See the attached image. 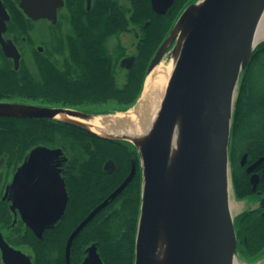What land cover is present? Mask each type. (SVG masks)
Here are the masks:
<instances>
[{
    "label": "water",
    "instance_id": "obj_1",
    "mask_svg": "<svg viewBox=\"0 0 264 264\" xmlns=\"http://www.w3.org/2000/svg\"><path fill=\"white\" fill-rule=\"evenodd\" d=\"M20 1L30 17L54 21L62 4L61 0ZM152 5L155 11L164 13L170 3L162 6L161 0H152ZM263 16L264 0H198L183 11L148 69L149 74L159 65L165 46L176 42L171 52L175 65L161 108L152 128L138 142L99 134L74 119L92 121L112 114L0 102V116L61 121L100 138L130 141L137 147L144 180L135 264H236L238 237L231 204L232 130L243 73L257 47L264 42V39L255 42ZM1 42L5 55L19 69V51L11 41L1 39ZM176 130L179 140L173 151ZM61 154V149L35 148L26 158L18 180L45 182L51 177L53 183L60 181L59 202L64 214L69 196L54 165ZM246 160L244 154L241 164ZM262 160L249 165L247 173H252ZM132 175L133 172L110 198L128 185ZM258 181L259 176L253 174L254 190ZM107 203L108 200L97 207L71 234L68 253L77 234ZM48 206L49 203L44 204L41 210H47ZM260 206L264 208V198ZM23 218L42 236L44 228L60 215L27 209ZM88 251L84 264H103L95 246ZM6 262L15 264L10 258Z\"/></svg>",
    "mask_w": 264,
    "mask_h": 264
},
{
    "label": "trees",
    "instance_id": "obj_2",
    "mask_svg": "<svg viewBox=\"0 0 264 264\" xmlns=\"http://www.w3.org/2000/svg\"><path fill=\"white\" fill-rule=\"evenodd\" d=\"M132 7L133 18H152L149 4L146 0H136ZM185 0H179L174 8L167 28L175 19L176 13H181ZM83 16H95L88 20V26L76 31L81 38L76 40V54L71 56L65 67L57 60H37L38 76L30 74L25 63L20 70L3 61L0 68V100H20L26 102H43L49 105L88 108L94 113H110L126 111L133 107L143 92L147 69L152 51L141 52L137 56L136 65L125 74L124 83L118 82V57L108 53L106 41L109 35L126 31L128 27L127 11L116 4L103 3L92 13ZM165 19L157 17L151 26V37L157 35ZM61 49V47H60ZM264 42L255 50L241 79L238 97L235 104L231 161L236 197L239 200L247 198L260 199L252 191L249 174L241 166V158L248 154V162L263 160L259 164L261 182L258 190L264 191ZM261 65L259 75L254 74V67ZM259 65V66H260ZM25 121L18 124L17 121ZM0 155L7 148L18 142V138L34 139V143L65 145L69 159L88 161L82 167L83 178L71 179L76 189V199L72 210L68 212V234L89 212L91 207L105 194L112 191L123 180L127 171L128 159L126 149L122 146L127 141H116L100 138L75 125L47 119H16L0 117ZM17 129H21L17 131ZM3 149V150H1ZM107 158L118 161L119 168L105 179L101 173L103 162ZM69 163V169L75 168ZM126 169V171H125ZM108 176V175H107ZM133 186H130L131 190ZM126 192V191H125ZM127 193L129 191L127 190ZM113 219L119 217L118 212ZM91 223L85 236H99V250L105 264H134L135 231L130 236H123L120 230H114L116 225L111 220ZM115 222V221H114ZM239 240L238 256L246 262L253 263L264 258V210L249 209L235 218ZM79 238L77 239V241ZM76 241V242H77Z\"/></svg>",
    "mask_w": 264,
    "mask_h": 264
},
{
    "label": "flooded vegetation",
    "instance_id": "obj_3",
    "mask_svg": "<svg viewBox=\"0 0 264 264\" xmlns=\"http://www.w3.org/2000/svg\"><path fill=\"white\" fill-rule=\"evenodd\" d=\"M146 1L149 4V11L153 15L151 19L132 17L133 12L131 9L135 3L137 4L136 0H61L62 4L57 9V17L56 21H54L48 18L34 19L30 17L21 8L20 0H0V68L3 66L2 62L6 61L7 65H12V68L15 69L14 60L7 57L4 53L1 39L5 42L11 41L19 51L21 60L18 70L21 69L23 63H27L25 61L27 56L30 57L33 64L32 66L28 64L26 66L30 74L35 77L38 76V59L57 60L65 67L67 62L71 59V56L76 54V40L81 38L79 34L78 37H76V31L78 32L84 29L85 26L87 27L90 18H96L95 16H83V13H92L94 10L96 11L100 5L107 2L124 8L128 14L126 17V20L129 22L127 30L121 31L118 34L113 33L109 35L106 41L108 53L114 57H118L117 69L122 73L118 77L119 79L124 77L125 80V74L137 63V56L141 54V52L147 50L152 51L155 48L149 62V66L151 65L154 57L171 34L181 14L176 13L174 21L163 35L179 0H161L162 6L170 3L164 13H158L153 9L152 0ZM192 2H195V0H185L184 8ZM4 9L6 14L4 13ZM157 17L164 18L165 23H163L157 35L151 37V31L154 28V26H151V22H154ZM41 22L46 24V29L43 32L41 31L43 29H40L38 26V23ZM35 30L38 35L37 42L32 37V33H35ZM172 48L173 44L171 46H165L164 53H170ZM127 59L130 60L123 64ZM0 101L50 106L43 102H26L20 100ZM73 109L90 114L94 113L88 108ZM17 123L25 124V121L18 120ZM19 130L17 129V131ZM2 131L3 129H0V133ZM42 146L62 150V154L59 156V159L54 162V165L56 166V171H58L61 176L60 179L65 183L66 192L69 196L64 214H61L62 203L61 201L59 202V197L61 195L60 181L58 183H53L50 181L51 177L45 182H27L25 179L18 180L19 174L23 173V165L26 158L35 148ZM122 146L126 149V153L122 152L121 155L126 154V157L129 158L126 168L127 171L125 169L126 175L124 180L117 187L113 188L112 191L101 197L97 203L91 207L86 216L73 227L69 234L68 212L72 210L76 199L75 185L69 180V176L71 175V179H74L77 184L78 180L83 178L81 167L88 161H84L83 159L71 161L65 145L42 142L34 143V139L32 138L28 139V142H25V138H18V142L12 146V149L7 148L5 153L0 155V264H7L6 261L9 258L15 264H29V260L32 264H84L89 256L88 250L92 246L96 247L97 253L103 264H105L99 250V236H85L87 243H84L82 238L83 235L86 234H84V231L86 232L87 227L91 223L100 224V222L104 220H109L112 215V217H114V214L117 212L119 214L117 219L112 220L111 217L113 223L116 224L113 229L120 230L122 236L126 232H128L129 236L131 232H136L134 238L135 253L136 235L141 212L143 170L136 147L132 143H124ZM65 158L66 160H64ZM70 162L76 165L75 168L69 169ZM254 162L256 161L248 162L247 156V160L242 167H244L247 172L248 166ZM117 168H119L118 161L113 158H107L103 162L100 171L103 176L105 175V179H107L111 177ZM36 171L42 173V170L39 168H37ZM132 172V179L128 185L117 196L110 198ZM248 174L250 183L253 174L259 176V181L255 190L252 183L251 185L252 191L258 196H261V200L264 197V191L258 190V186L261 182L259 165L252 173ZM130 186H133L131 190L129 189ZM127 190L129 193H127ZM107 200L108 203L106 206L100 209L74 238L70 247V252L68 253V241L71 234L97 207ZM46 203H49L47 210H41ZM260 207L259 205L256 208ZM27 209L33 212H45L52 216L60 215V218H57L53 223L46 226L42 236H39L23 218V212ZM78 238L79 240L77 241Z\"/></svg>",
    "mask_w": 264,
    "mask_h": 264
},
{
    "label": "bare ground",
    "instance_id": "obj_4",
    "mask_svg": "<svg viewBox=\"0 0 264 264\" xmlns=\"http://www.w3.org/2000/svg\"><path fill=\"white\" fill-rule=\"evenodd\" d=\"M262 39H264V16L255 32V42L257 43ZM174 65L175 58L171 59L166 65L161 63L148 74L144 92L136 110L105 117L98 116L92 121H87L83 118L74 119L87 124L91 130L99 134L128 137L138 142L142 138V135L152 128L157 118ZM178 138L179 133L176 130L173 137V151L178 146ZM162 252L163 250L161 249V254Z\"/></svg>",
    "mask_w": 264,
    "mask_h": 264
},
{
    "label": "rangeland",
    "instance_id": "obj_5",
    "mask_svg": "<svg viewBox=\"0 0 264 264\" xmlns=\"http://www.w3.org/2000/svg\"><path fill=\"white\" fill-rule=\"evenodd\" d=\"M38 26L40 29H43V30H41L42 32L46 29V24L44 22L38 23ZM38 26H37V28H38ZM36 30H35V33H32V37L37 42L38 41V35L36 34ZM262 60L264 61V56H263ZM25 61L27 62L26 65L28 64L29 66H32L33 62L31 61L30 57L27 56L25 58ZM170 61H171V51H170V53H167V54L164 53L161 62L166 65ZM259 65L254 67V70H253L254 74H256V75H259L261 72V65L260 66ZM118 74L119 75L122 74L121 71L118 70ZM118 81H119V84L122 85L124 83V77H122L121 79H119V77H118ZM138 105H139V100L130 110H136ZM127 112H125V113H127ZM254 200H256V199H254ZM252 201H253V199L239 200L236 198L235 194L232 191L231 204L233 205V207H232L233 214L238 215V213L245 211L246 209L256 208L257 206H259L258 201H253V202ZM238 257H239L238 258L239 264H264V258H262L256 262L249 263V262H246L245 260L241 259L240 256H238Z\"/></svg>",
    "mask_w": 264,
    "mask_h": 264
}]
</instances>
